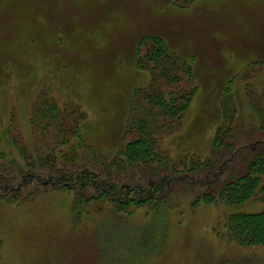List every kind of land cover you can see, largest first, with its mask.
Wrapping results in <instances>:
<instances>
[{"label":"rangeland","instance_id":"rangeland-1","mask_svg":"<svg viewBox=\"0 0 264 264\" xmlns=\"http://www.w3.org/2000/svg\"><path fill=\"white\" fill-rule=\"evenodd\" d=\"M144 35L194 58L196 91L159 133L158 155L125 165L129 121L158 112L139 90L150 78L136 67ZM44 102L57 106L54 122ZM219 123L231 131L213 147ZM262 126L264 0H0V264H264V247L224 230L230 213L263 211L264 200H200L264 157ZM83 171L155 196L120 205L84 187Z\"/></svg>","mask_w":264,"mask_h":264},{"label":"trees","instance_id":"trees-1","mask_svg":"<svg viewBox=\"0 0 264 264\" xmlns=\"http://www.w3.org/2000/svg\"><path fill=\"white\" fill-rule=\"evenodd\" d=\"M178 7L182 6L178 5ZM142 42H144V45H147V42L148 44L150 43V47L148 46L147 52L142 60L139 59L138 62H136V67L147 71V75H149L150 78L148 83L139 90L143 93L145 92L144 90H149V93H144L143 98L146 99L150 108L156 107L158 112H150V115L146 117H140V115L136 114L133 115L132 120L129 121L130 123H128L125 132L134 130L137 137L127 142L118 151L120 155L119 159H124L125 165H131L136 161L144 162L145 160H152L154 156L158 155L157 151L160 150L159 133H163L164 129L172 128L174 123L177 124L181 121L196 91V84H192L194 79V58L192 56H182L179 52L170 48L164 38L157 35L142 36L138 41L137 49ZM158 78L165 80L171 87L172 84H177L176 86H178V88H171L165 92L161 84L158 83ZM232 79L233 78L228 80L225 92L230 91L231 88L229 83ZM183 81H191V85L189 87L185 86V88L181 87L180 84L185 83ZM133 106L135 105L133 104ZM223 109L225 110V106H223ZM39 112L44 117L48 116L53 122L60 116L57 106L52 102H44V106L42 109H39ZM134 113H137V111L135 110ZM82 115L83 113L74 114V117L70 118V126L74 128V135L81 140V143L82 123L79 125L78 130L77 121L83 119ZM231 120L232 117L230 121ZM64 128L67 130L69 126L67 123L62 122L60 129L64 130ZM229 130L231 131L229 126H225L221 123L217 125L213 131V147H218L224 143L225 135ZM207 159L206 157V160ZM158 160H160V158H158ZM207 161V163L203 161L200 162V165L207 166L209 160ZM186 168L188 172L198 169L197 165H193V163H190ZM119 169H124V167L122 168L119 166ZM82 176L85 180L83 181L84 187L87 186L86 184L91 183L102 195L106 194V196L109 197L118 195L114 200H117L120 205L125 206L131 203L135 206L141 205L155 196L154 192L156 188L153 187L151 192L146 195L142 194V187H132L127 189L126 192H122L114 185L106 183L102 179H97L96 181V176H87V173L84 171L82 172ZM70 177L72 178V175H70ZM67 179H69V176L61 177L59 181L63 182ZM72 180L74 181L73 178ZM132 193L135 195L131 196ZM254 196H258L261 200H264V157L261 155L253 157L248 164L246 173L237 179L227 182L219 191L217 197L209 193H203L200 200L213 202L219 199L227 204L241 205ZM225 226L226 228H223L226 231V235L229 239L234 240L238 244L243 246L258 245L264 247V210L259 212L240 211L230 213L226 218Z\"/></svg>","mask_w":264,"mask_h":264}]
</instances>
